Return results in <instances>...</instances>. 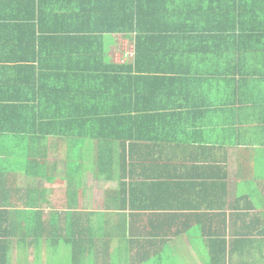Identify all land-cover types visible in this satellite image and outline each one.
Wrapping results in <instances>:
<instances>
[{
    "label": "trees",
    "instance_id": "obj_1",
    "mask_svg": "<svg viewBox=\"0 0 264 264\" xmlns=\"http://www.w3.org/2000/svg\"><path fill=\"white\" fill-rule=\"evenodd\" d=\"M71 1L0 0V264L11 249L13 264H187L167 244L227 216L257 218L244 247L264 236L257 189L217 206L228 173L205 138L264 131V0H91L86 28ZM120 40L135 47L122 64ZM88 173L115 184L102 208L83 207Z\"/></svg>",
    "mask_w": 264,
    "mask_h": 264
},
{
    "label": "crops",
    "instance_id": "obj_2",
    "mask_svg": "<svg viewBox=\"0 0 264 264\" xmlns=\"http://www.w3.org/2000/svg\"><path fill=\"white\" fill-rule=\"evenodd\" d=\"M90 1L91 0L71 1L74 2L71 6L72 8H78V13L84 12V19L82 21H78V26L86 28L88 27V24H90L87 18V16L90 15L89 13L93 10V7H90V4H92ZM10 8L11 7L0 10V12H11ZM85 9H89L87 15L85 13ZM68 25L70 26L71 22H69ZM49 28L54 29L55 27ZM111 39L115 43L117 36H112ZM114 43L108 48L109 56L114 48ZM109 56H107V58L110 62ZM228 121L231 122L229 119L227 122ZM244 130L245 133L238 137L237 134L235 135L230 131L222 132L221 126H216L213 127L210 134L205 136V138H207L210 135L207 141L212 146L218 148L217 157H213L212 162L215 161L219 164V161H221L223 165L226 166L225 170L228 173V196L223 197L217 206H223L225 212L228 214L229 206L231 204L237 205V201L241 202L242 207H248L249 202L243 198L248 195L249 191L255 189L262 194V197H259L258 204L253 207L260 206V208H264V205L261 203V198L264 200V131L259 132L256 127H252L246 123H244ZM233 132L235 131L233 130ZM255 135L259 137V141L252 140L256 137ZM165 153L167 154L168 152ZM48 155L49 161L64 160L65 148L62 147L58 151L55 149L50 150ZM51 156L53 157L51 158ZM163 157L164 159H169L167 156H161L159 149L158 152L153 154V157H150V162L161 160ZM2 171L4 172L0 173V177L2 179L0 180V192L6 193L7 187L11 189L13 180L7 181L5 178L7 176L9 177L12 172L9 171L7 173L5 172L6 169H3ZM58 171L63 173L62 168ZM59 172L56 174L58 176L55 177L57 179L54 180H58L63 183L60 178L62 175H59ZM170 172H172V170H170ZM88 176H91V178L100 184L110 183L111 187H108L106 190L115 187V184L112 182L99 181L95 179L92 173H88L86 177ZM88 181L89 180H87V182ZM85 188L89 190L88 186H85ZM92 195V191L88 193L84 200L85 203H83V207L93 209L89 206L90 204H88L91 201ZM6 203V195L0 197V208L4 207L6 209ZM254 220H257V218H230L228 216L226 219L218 218L210 220L209 223L210 225L213 224V227L208 233V238L205 237V234L202 231H199V226H196V232L194 233L196 236L193 238L190 237L189 239L187 238L188 236H183L180 238L181 240L176 239L173 243L167 244V249L169 251L167 256L170 258L185 257L188 259L187 264H264V236H250L254 243H247L246 247H244L245 244L237 242L239 240L245 241L249 238L244 232H242V227ZM205 222L206 221L203 223ZM210 236H213L214 240L217 237L224 239L223 241L219 240L221 243H219L220 248L217 251H215L214 244H211V241L209 240ZM25 263L26 261L24 257L21 264ZM9 264H13L12 249L9 253Z\"/></svg>",
    "mask_w": 264,
    "mask_h": 264
},
{
    "label": "rangeland",
    "instance_id": "obj_3",
    "mask_svg": "<svg viewBox=\"0 0 264 264\" xmlns=\"http://www.w3.org/2000/svg\"><path fill=\"white\" fill-rule=\"evenodd\" d=\"M53 156H51L52 158ZM87 179L89 180L86 183V186L89 187V190L93 192L91 201L88 203L90 204L91 208H102L103 207V195H104V190H106L108 187H111L110 183L109 184H104V183H98L96 180L91 178V176H88ZM46 185L47 188L49 189H55V195L53 197L55 204L57 205H63L65 201H62L64 194L63 190H65V184L58 181V180H53L52 178L46 180ZM88 206V205H87ZM89 208V207H88ZM32 255V254H31ZM30 255V256H31ZM34 259L33 256L29 257V263L32 262Z\"/></svg>",
    "mask_w": 264,
    "mask_h": 264
},
{
    "label": "built area",
    "instance_id": "obj_4",
    "mask_svg": "<svg viewBox=\"0 0 264 264\" xmlns=\"http://www.w3.org/2000/svg\"><path fill=\"white\" fill-rule=\"evenodd\" d=\"M118 51L115 52V59L118 63H126L134 54L135 47L128 40H120Z\"/></svg>",
    "mask_w": 264,
    "mask_h": 264
}]
</instances>
